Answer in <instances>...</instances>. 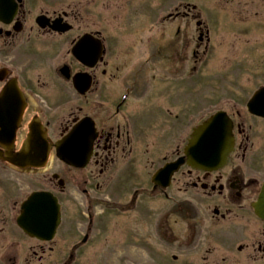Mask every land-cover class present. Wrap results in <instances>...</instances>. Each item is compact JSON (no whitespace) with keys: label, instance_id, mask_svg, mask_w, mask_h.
Returning a JSON list of instances; mask_svg holds the SVG:
<instances>
[{"label":"flooded vegetation","instance_id":"1","mask_svg":"<svg viewBox=\"0 0 264 264\" xmlns=\"http://www.w3.org/2000/svg\"><path fill=\"white\" fill-rule=\"evenodd\" d=\"M177 1L0 0V264H264V94L249 107L261 79L224 78L212 97L233 123L224 167H170L209 110L192 98L213 32ZM77 126L88 163L53 157L52 173ZM44 191L59 224H21Z\"/></svg>","mask_w":264,"mask_h":264},{"label":"rangeland","instance_id":"2","mask_svg":"<svg viewBox=\"0 0 264 264\" xmlns=\"http://www.w3.org/2000/svg\"><path fill=\"white\" fill-rule=\"evenodd\" d=\"M179 1L196 5V13L210 22L213 31L210 52L202 65L199 64V74H194V112L206 100L209 105L208 111L194 113L195 127L213 112L209 111L216 109L214 99L218 97H212L217 95V90H223L224 78H259L264 83V0H178L177 3ZM192 30L196 31L195 24ZM206 78L209 79L207 84H200ZM56 165L55 160L52 173L58 170ZM144 253L147 261V248Z\"/></svg>","mask_w":264,"mask_h":264},{"label":"water","instance_id":"3","mask_svg":"<svg viewBox=\"0 0 264 264\" xmlns=\"http://www.w3.org/2000/svg\"><path fill=\"white\" fill-rule=\"evenodd\" d=\"M223 115L212 117L195 130L187 150L189 163L192 166L213 169L222 166L226 161L233 148V135L230 121ZM26 206L31 208L35 206L47 207L48 210L43 213L50 217L52 223L59 222V206L51 194H34ZM255 208L258 215L264 219V188Z\"/></svg>","mask_w":264,"mask_h":264}]
</instances>
